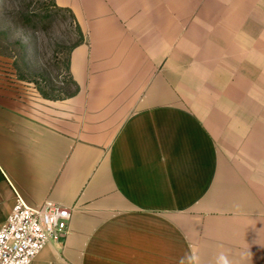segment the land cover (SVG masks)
<instances>
[{
	"label": "crops",
	"instance_id": "0c3cea01",
	"mask_svg": "<svg viewBox=\"0 0 264 264\" xmlns=\"http://www.w3.org/2000/svg\"><path fill=\"white\" fill-rule=\"evenodd\" d=\"M54 3L74 90L0 86V225L13 187L71 210L31 264H264V0Z\"/></svg>",
	"mask_w": 264,
	"mask_h": 264
},
{
	"label": "rangeland",
	"instance_id": "374dc122",
	"mask_svg": "<svg viewBox=\"0 0 264 264\" xmlns=\"http://www.w3.org/2000/svg\"><path fill=\"white\" fill-rule=\"evenodd\" d=\"M52 3L0 0V86L9 98L48 103L74 90L67 65L81 30L70 12Z\"/></svg>",
	"mask_w": 264,
	"mask_h": 264
},
{
	"label": "built area",
	"instance_id": "2783aa9c",
	"mask_svg": "<svg viewBox=\"0 0 264 264\" xmlns=\"http://www.w3.org/2000/svg\"><path fill=\"white\" fill-rule=\"evenodd\" d=\"M14 202L0 225V264H31L51 240L66 231L71 210L52 201L29 204L13 187Z\"/></svg>",
	"mask_w": 264,
	"mask_h": 264
},
{
	"label": "trees",
	"instance_id": "16d2710c",
	"mask_svg": "<svg viewBox=\"0 0 264 264\" xmlns=\"http://www.w3.org/2000/svg\"><path fill=\"white\" fill-rule=\"evenodd\" d=\"M53 1V6L54 7H56L57 9H64V10H66V11H68V12H70L71 13V11H70V9L69 8H66V7H59V6H57L55 3H54V0H52ZM71 15L73 16V14L71 13ZM73 18H74V16H73ZM75 19V18H74ZM76 26H77V29L80 31V28L78 27V24H76ZM79 35H80V38H79V40L77 41V43H75L73 46H72V48L76 45V44H78L80 41H82V39H83V36H82V33H81V31L79 32ZM71 48V49H72ZM67 68H68V65H67ZM71 84L72 85H74V83L73 82H71ZM46 96V95H45ZM55 98H57V97H55ZM55 98H52V99H55Z\"/></svg>",
	"mask_w": 264,
	"mask_h": 264
},
{
	"label": "clouds",
	"instance_id": "9594fccd",
	"mask_svg": "<svg viewBox=\"0 0 264 264\" xmlns=\"http://www.w3.org/2000/svg\"><path fill=\"white\" fill-rule=\"evenodd\" d=\"M217 264H229L227 257L223 253L218 257Z\"/></svg>",
	"mask_w": 264,
	"mask_h": 264
}]
</instances>
